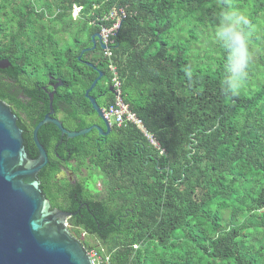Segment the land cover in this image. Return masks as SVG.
Here are the masks:
<instances>
[{
    "label": "trees",
    "instance_id": "16d2710c",
    "mask_svg": "<svg viewBox=\"0 0 264 264\" xmlns=\"http://www.w3.org/2000/svg\"><path fill=\"white\" fill-rule=\"evenodd\" d=\"M73 5L81 7L75 19ZM30 6L0 46L9 62L1 76L16 72L27 94L47 96L35 116L29 109L32 123L22 132L29 158L38 154L32 130L48 111L39 83L51 76L63 82L56 95L64 128L77 131L98 117L84 95L97 72L80 58L97 63L80 52L92 33L112 27L113 11L124 12L106 43L110 56L101 49L99 69L111 84L109 64L115 66L123 103L154 143L129 121L112 123L107 135L92 129L67 138L49 122L37 132L48 155L39 188L51 207L75 212L69 220L77 229L70 232L88 252L100 264H264V71L258 72L264 61L254 60V72L233 94L230 49L220 35L231 23L257 47L252 32L264 29V0H32ZM215 34L222 41L212 47ZM90 93L96 96L94 88ZM97 100L107 108L114 91ZM56 153L87 175L74 184L56 181ZM81 229L95 244L78 235Z\"/></svg>",
    "mask_w": 264,
    "mask_h": 264
},
{
    "label": "water",
    "instance_id": "95a60500",
    "mask_svg": "<svg viewBox=\"0 0 264 264\" xmlns=\"http://www.w3.org/2000/svg\"><path fill=\"white\" fill-rule=\"evenodd\" d=\"M96 36L99 37V33L94 34L92 39ZM102 48H107L105 43ZM8 65V60L0 59V68ZM100 75L91 82L84 95L105 129L96 124L77 131L64 128L58 118L50 115L53 113L54 90L50 91V111L32 130V139L38 152L35 158L28 157L17 117L9 105L0 99V264H93L88 250L70 232L66 223L72 213L50 208L49 201L39 188L37 175L47 164L48 155L38 140L37 132L49 122L67 138L85 134L92 129H96L100 135H107L110 125L96 99L89 95ZM62 84L61 79H57L55 86ZM110 90L113 92L112 87Z\"/></svg>",
    "mask_w": 264,
    "mask_h": 264
},
{
    "label": "flooded vegetation",
    "instance_id": "af4514ba",
    "mask_svg": "<svg viewBox=\"0 0 264 264\" xmlns=\"http://www.w3.org/2000/svg\"><path fill=\"white\" fill-rule=\"evenodd\" d=\"M30 1H32V0H8L7 3H3L0 0V31H1L0 32V46H1V44L6 45L8 42V39L5 38V34H9L8 35L9 38L12 37V32L14 31L15 28H17V18H20L21 16L29 15V13L31 11ZM32 6L34 8L33 16L37 18L38 13H39V9L37 8V6L35 5L34 2H32ZM37 20L39 21L40 19H37ZM45 21H46V19H42V23H44ZM96 33H98V32H94L91 34L89 45L83 47L81 49L80 54H83L85 52L89 53V55L94 56L92 58V60L94 59L97 64L94 65L92 62H89V61L85 60L84 58H80V56H78V58H80V61L84 62L86 65L88 63L91 64L88 66H90L96 70L95 71V72H97L96 77L98 76L99 73H101L99 79L96 82V84L98 82L100 83L99 87H97L96 84L93 87L94 90H96V96L92 95L90 92H89V95L93 96L96 99L97 104L99 105V107L103 111L105 108L99 104L97 97L100 99L101 98L105 99L110 95V93L112 91L110 90L111 85L108 82V75H107L106 71L99 69V67H102V66L104 67L103 59L100 57V52H101V49H103L102 45L104 44V41H103L100 33H99V37L96 36L92 39V36ZM0 52H1V50H0ZM0 59H6V58L0 56ZM2 71H3V69L0 68V94L6 96L7 99L9 100L8 102L7 101H4V102L7 105H9L12 112L17 117L16 122H18L20 125V127L19 126L18 127L22 130V132L24 130L27 131V128L32 123V116L29 112V109L31 107H34L33 116H35V114L37 112L38 105L42 104L44 106L47 96H46V94L45 95L37 94L35 96H31V95L27 94L26 88H28V86L25 85V83H23L22 80L17 77L16 72H15L14 78H5L4 76H1ZM57 79H58V77L51 76L48 79L46 85L39 83L38 85L40 87H38V88H40L41 90H45L44 93L45 92L49 93L50 91L54 90V94H53V98H52V107L53 106L54 107H53V113H51L50 115H51V117L58 118L61 121V114L59 112H57V109L62 105V102L57 97L56 90L60 87H63L64 85L62 84L59 86H55V84L57 83ZM112 90H113V88H112ZM49 111H50V109H49V99H48V111H46L44 113V115ZM44 115H43V117H44ZM107 122L111 127L112 123L109 121H107ZM92 124L99 125L103 128V125H102L103 122L99 117H95V119H93ZM61 136H63V135H61ZM57 147H58V145H56V148ZM56 155H57V153H56ZM57 157H58L57 159L59 160V162H57L59 170L54 175L56 177V181H61L64 179V177H66L67 180L70 181L71 183H73V184L76 183L79 179V176H78L79 174L74 173L72 170L75 167V161L73 159H69L66 161V160H64V157L59 156V155H57ZM80 170H81V168H80ZM74 198L76 199V193H74ZM80 207H82V205H80ZM50 208H57V207H51V205H50ZM57 209H59V208H57ZM59 210H62V209H59ZM62 211H66V210H62ZM66 212H70V211H66ZM70 213L75 214V212H70ZM72 214L70 215V217L72 216ZM70 217H68L66 219V223H67L69 229L72 226V224L70 223V220H69Z\"/></svg>",
    "mask_w": 264,
    "mask_h": 264
},
{
    "label": "built area",
    "instance_id": "2783aa9c",
    "mask_svg": "<svg viewBox=\"0 0 264 264\" xmlns=\"http://www.w3.org/2000/svg\"><path fill=\"white\" fill-rule=\"evenodd\" d=\"M80 8L81 7L74 5L73 6V12L77 13L80 10ZM123 17H124V12L122 9H120L119 13L116 15L115 23H113L112 27L111 28H101L100 33H101L102 39H103L105 44L108 42L109 34L112 31L117 29V27L119 25V21ZM104 54L106 56H110L111 53H110L108 48L104 49ZM109 69H110V72L112 73L110 83H111V86L114 90V102L103 110V114H104L105 119L111 123H116L117 125H120L121 123H123L125 121L132 122L141 131H143L145 136H147L152 141L150 135L147 133V131L143 127L141 120L136 118V116L128 110L127 105L125 103H123V101L121 99L120 81L117 77V72H116L115 66L113 64H109ZM89 254L92 258L93 264H95L94 255H92L91 252Z\"/></svg>",
    "mask_w": 264,
    "mask_h": 264
},
{
    "label": "clouds",
    "instance_id": "9594fccd",
    "mask_svg": "<svg viewBox=\"0 0 264 264\" xmlns=\"http://www.w3.org/2000/svg\"><path fill=\"white\" fill-rule=\"evenodd\" d=\"M73 6L71 13L73 12ZM224 19L228 20L229 17H224ZM241 19L243 20L242 17ZM243 23L247 24L248 21L243 20ZM220 35L225 38L230 49L228 58L235 72V83L231 87L230 91L235 94L236 90L243 84L248 75L246 69L250 63V55L248 52L247 36L243 31L237 30L233 27L231 23H228L225 27H223Z\"/></svg>",
    "mask_w": 264,
    "mask_h": 264
},
{
    "label": "rangeland",
    "instance_id": "374dc122",
    "mask_svg": "<svg viewBox=\"0 0 264 264\" xmlns=\"http://www.w3.org/2000/svg\"><path fill=\"white\" fill-rule=\"evenodd\" d=\"M75 6H77V5H75ZM71 14H72V18L73 19H75L78 16L74 12H72ZM263 32H264V29L262 28V26L258 27L255 31L252 32L254 36L259 37V41H258L259 43H258L257 47H260V48H257V47H255L253 45H251L250 47L248 46V52H249V55H250V63L248 65L247 69H246L247 72H252V73L254 72L253 71V67L257 66V64L254 62V60L259 61V62L264 61V40L262 38L263 35H264ZM218 36L219 35H217V34L214 35V38L212 39L213 42L211 44H213L216 41L217 42L222 41V39L220 37H218ZM61 39H62V42H67V40H68L66 35H63L61 37ZM202 40L203 39H201V41ZM211 44H209V45H211ZM211 46L214 47V44L211 45ZM260 71L263 72L264 71V67L261 66V68L259 69L258 72H260ZM231 74H232L233 77H235V72H234L233 66L231 67ZM86 170H87L86 168L85 169L81 168V170H78L75 173H78L79 177H83V176H85L87 174ZM88 184H89V189L93 190L94 186L91 184V180L88 181ZM96 188H100L99 182H97ZM80 237L82 239H85L86 241H88L90 244H95V239H92L90 236H88L84 231H82V229L80 230ZM91 253H92V255H94L95 264H100L99 257L96 256L95 252L91 251Z\"/></svg>",
    "mask_w": 264,
    "mask_h": 264
},
{
    "label": "bare ground",
    "instance_id": "6f19581e",
    "mask_svg": "<svg viewBox=\"0 0 264 264\" xmlns=\"http://www.w3.org/2000/svg\"><path fill=\"white\" fill-rule=\"evenodd\" d=\"M80 11V10H79ZM78 11V12H79ZM78 12L77 13H75L76 15L78 14ZM118 13L116 12V11H113L111 14H110V16L109 17H116V15H117ZM111 85V84H110ZM112 87V86H111Z\"/></svg>",
    "mask_w": 264,
    "mask_h": 264
}]
</instances>
